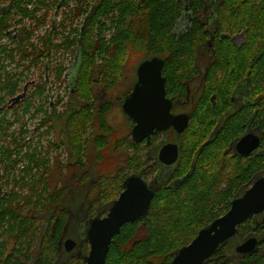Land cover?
I'll use <instances>...</instances> for the list:
<instances>
[{"label": "flooded vegetation", "instance_id": "flooded-vegetation-1", "mask_svg": "<svg viewBox=\"0 0 264 264\" xmlns=\"http://www.w3.org/2000/svg\"><path fill=\"white\" fill-rule=\"evenodd\" d=\"M100 1L101 0H95L91 3L87 0H0V19H7V24L9 25V28L0 35V48L2 47V41L6 40L7 43L9 41L16 42L14 40L18 38L20 42L23 40L26 44L29 42L33 44L37 51L34 52V50L27 47L26 50L24 49V51L20 53L10 50L2 52L0 50V122H5L8 119V123H5L4 127H12L13 124H15L16 114L20 111L22 113L23 110V114L25 113V116L28 115L29 118L34 117L39 112L43 113L44 116L41 120V126L45 127L46 134L54 131L55 126L53 120L62 121L61 131H63L66 118L73 111H80L82 107L101 111L104 113L105 118L109 115L111 110L117 109L120 113H123L121 106L124 99L128 97L132 91L136 81V69L134 74H130L129 79H124L126 83L125 90H123L121 94L115 95L113 100H110L109 96L113 95L112 90L118 82L108 84L99 83L100 81L98 80L101 72L97 67L92 71L94 75L93 86L91 87L93 94L91 95L92 99L86 100L79 97L76 78H78V68L81 58L76 49L72 51V57H75V53L78 54H76V58L71 62L65 73L66 68L62 57L65 50L64 43L66 41V36H64V33L61 31H58V28L61 26L60 14H63V10L68 8L69 11H72V20L77 22L78 19L81 18V22L77 25L79 27L73 30L75 33V36H73L74 39H71V41L74 40L78 45L80 43V35L86 30L87 24L90 23ZM72 3L76 5L70 7ZM172 8L174 11L178 12L172 20V38L175 40V43H181L182 41L187 42L188 47L185 52L175 51L172 55L174 62L178 64L177 72L180 74L179 77L175 78L176 84L175 89L172 91V96H167L165 87L166 78L163 77L161 71V76L165 80V97L172 103L170 113L173 116L181 114L188 116L186 130L191 122L193 111L201 104V101H203L204 106L206 105L205 107H207L209 102L214 106L219 97L216 92H223V97H225L224 104H218L219 110L210 111L208 120L220 124L234 119L236 122L242 123L240 128L242 129V133L236 140L230 142L231 144H228L225 152L230 153L232 157H241L243 159L242 162L250 158L255 161L256 157H260L261 171L254 176L252 183L244 190L245 192L257 178L264 177V101H262L264 97L257 94V91L264 90V0H172ZM31 14L32 17H30ZM37 19H41V24L37 26L38 30L41 26L45 27L47 19L51 21L50 26H48V28L46 27L42 34H37L36 36V38L41 37L46 40L44 41L46 44L40 43L39 46L31 42L32 34L30 37L22 36V39L15 30L19 28L18 25L16 27L10 26L11 23H16V21L20 23L23 21L24 24L27 22V26H30V24L34 23ZM76 29H78L77 32ZM14 30L16 34H14ZM67 37H69L70 40V36ZM58 38L62 39L61 42L60 39L56 42ZM162 56H166V54ZM153 57L161 59L164 67L165 60L163 58L160 56H152L148 59ZM55 59H57V61L53 62ZM6 62L12 67L13 72H4V64ZM141 62H139V64ZM21 64H25V66ZM40 65L42 66V71L39 70ZM32 69L36 70V78L26 82L27 84L21 82ZM258 74H261V76L258 77ZM64 78L67 79L68 84H61ZM54 83H56L57 89L62 88L68 89L69 91L67 100L64 104H61L62 101L59 98V94H56V102L51 99L52 96H50L49 92L52 90ZM176 85H181L183 87V96L180 95L182 93H176L178 92ZM31 89L33 90L32 92L29 91ZM41 95L44 96V98H41ZM33 96L41 98L42 103H40V106H33L35 101ZM20 106L24 107L18 109ZM57 107L62 108L61 112L56 111ZM259 114L262 123L257 122ZM123 116L127 122L128 131L124 135L120 134L119 136L121 138H126V143L127 140L132 141L131 145L128 146L127 152L128 150L132 152V154L128 152V155L132 158H134V156L138 157V160H136L138 161L137 171L134 172L135 164L132 168V173L125 176L122 175L116 180V188L119 192L113 201L109 204L103 203L102 207H99L98 213L100 211L101 213L97 216L100 218L107 215L113 202L123 191L125 180L130 176L139 175L142 181L149 186L153 192L161 186H167V188L178 187L180 185V179L183 177H175L174 174L175 168L178 166L181 159L180 146L182 144V139H180V137L185 130L181 135H178L172 126V128L164 132L151 135L149 141L144 139L139 143H135L131 138V122L125 115ZM216 126L215 128H217ZM214 132L215 129L210 135H213ZM13 134L14 132L11 131L12 143L9 137L10 146H8L7 154L12 152L9 150L11 145H13L11 148L15 152L14 145H16L17 142L16 136L12 137ZM247 135L259 138L260 142L248 156H244L236 151L235 145L242 137ZM22 145L27 146L26 143ZM48 145L57 148L54 142H49ZM168 145L176 146L177 149V157L172 165L164 164L159 157L160 150ZM0 149L4 150L2 148ZM27 151H29L28 148L24 151L26 155L23 157L28 156ZM8 160L10 161L9 156ZM75 160L76 164L74 167L79 168V171L82 173L80 172L74 175V185H84V183L81 184L80 179L86 172L89 176L87 177L88 179H86L87 181H85L89 183L92 182L98 170L96 168H94L93 172L87 170L88 163H84L83 166H81L76 158ZM13 163V165H15L16 161L14 160ZM48 163V161L45 163L44 160L40 159V164H33L32 161L29 160L30 166L28 168L26 167V172H22L23 176L19 178L20 181H14L7 191L2 189V184L4 183L5 185V182L1 180L4 176H0V198L2 201H9L11 203L18 201L19 197L15 195L13 189L14 187H20V185L28 189V194H32L33 182L31 173L33 169H37L40 166L43 167V171H45L44 169L48 170L49 167L46 166ZM10 164L12 163L7 162L2 164L1 162L0 169H9ZM53 167L59 168L58 163H55ZM53 167H51L46 174V178L44 179L45 182L42 181V186H46L45 184H53L57 181L51 179L49 176L53 171ZM89 183L85 185L89 186ZM8 184L10 185V182ZM112 186H114V184H112ZM65 196L66 195L62 196L60 199L61 205L64 202ZM45 198H48L47 193L45 196L35 200H43ZM45 201L46 200H43L42 202L45 203ZM77 203L78 201L71 207L69 205L67 206L70 212V219L66 228L63 230H57L54 226L58 219L54 218V209L46 203L42 206H35L37 209H34L32 203L29 202L27 206H21L22 211L14 204L12 207L20 213L22 212L21 214L24 217H28L32 220V224L29 229L26 228V230H29L28 233L16 241L15 232L12 234L7 233L9 223H3V227L0 228L1 262L6 260L9 261V263L10 261L14 263L16 259H18L19 264H36L39 260L42 244L50 232L51 238L55 239V264H70L74 256L81 255L83 245L85 242L87 243L86 230L84 234L82 231L84 229H82L80 224L83 225V222L89 219L88 213L90 212L91 205H88L89 202L79 205H77ZM82 209L85 210L82 211ZM103 211L105 212L103 213ZM95 215L90 219L96 217ZM262 215L263 214L250 217L256 224H254V230H249L250 234L243 235V232L239 230V227L242 226L248 220L247 219L237 228V234L226 243L218 246L215 252L202 264H239L242 257L252 254L260 255L264 258V229L255 230L263 221ZM74 217L75 220L73 222ZM142 219H137L135 221ZM78 221L79 225L76 224ZM69 226H71V230H67ZM77 226H80L79 230L76 229ZM22 230H25V228ZM34 233H37V238L35 236L37 243L36 241L34 242L35 246L32 244L33 239L31 240ZM251 238L256 240L254 250L251 253H239L236 248ZM68 240L75 243L71 250L65 248V242ZM3 245L4 249H2ZM32 245L35 251L31 250ZM18 250H20V253L16 254L15 252ZM178 250L173 254L169 264H171ZM86 256L84 257V261ZM25 257L28 260L25 261ZM6 261L3 264H6Z\"/></svg>", "mask_w": 264, "mask_h": 264}, {"label": "trees", "instance_id": "trees-1", "mask_svg": "<svg viewBox=\"0 0 264 264\" xmlns=\"http://www.w3.org/2000/svg\"><path fill=\"white\" fill-rule=\"evenodd\" d=\"M177 13L172 8V0H101L86 30L80 35V43L77 45L74 40L67 42V39L64 43L65 50L73 45L72 51L76 49L80 54L81 62L76 78L79 97L92 99L94 79L91 73L96 67L94 65H97L96 59L103 62L104 69L102 70V66L99 68L102 83L108 84L119 82L128 71L129 75L134 74L139 62L152 56H160L165 60L162 75L166 78L167 96H172L175 78L180 76L177 72L178 64L174 62L172 55L175 51L185 52L188 47L187 42L175 43L172 38V20ZM8 28L7 19H0V35ZM105 31L111 32L110 36L105 37ZM163 54L166 56H162ZM176 88V93H182L180 95L183 96V87L176 85ZM216 93L219 97L215 105L212 106L209 102L205 107L201 101L192 112L188 128L180 137L181 159L174 174L175 177L183 176L180 185L156 189L146 217L125 224L114 237L105 264H169L175 251L189 244L201 229L224 214L231 201L241 195L252 183L254 176L260 173V157H256L255 161L250 158L242 162L241 157H232L225 152L228 144L242 133V123L234 119L220 124L208 120L209 112L219 110L218 104L225 102L223 92ZM257 94L264 97V90L257 91ZM104 118L103 112L82 107L78 112L73 111L65 120L69 130L68 146L80 151V143H84L86 151L88 148L93 149L84 153V163L95 158H105L92 182H86L89 176L87 172L80 179L81 184L89 183V186L85 185L86 194L97 189L94 196H82L77 203L89 202L88 205H91L90 212H87L89 219L83 223L93 215L100 214L99 207L103 203L109 204L116 197L119 191L116 186H111L116 184L117 178L109 171L106 158L108 161L111 157L114 158L115 148L127 147L132 143L129 140L126 143V138L119 137L120 134H112L114 132L107 126ZM257 118V122L262 123L260 114ZM87 127H92L95 131L97 129L99 134L93 133L87 141L80 140ZM214 129V134L210 135ZM76 143L80 146H76ZM134 160H138V157L134 156ZM84 163L81 162L80 165L83 166ZM137 164L138 161L134 172L137 171ZM71 179L73 183L74 176ZM45 185L42 193L48 195L44 199L45 203L54 209V218L58 219L54 226L57 230H63L70 219L67 206L75 204L76 200L72 198L71 190L68 191L65 187ZM34 189L32 186V192ZM64 195H67V200L61 205L60 199ZM262 217V223L255 230L264 229V213ZM5 222L9 223L7 233H16V241L28 233L26 228L29 229L32 224V220L14 209L11 202H4L0 198V228ZM254 224V220L250 218L239 230L243 235H248L249 230H254ZM50 235L49 232L42 244L36 264H55V239ZM88 250L85 242L81 255L74 256L70 264H84ZM15 253L19 254L20 250ZM26 260L28 259L25 257ZM5 261L1 262L0 256V264ZM6 264H19V260L16 259L14 263L6 261ZM239 264H264V258L255 254L247 255L241 258Z\"/></svg>", "mask_w": 264, "mask_h": 264}, {"label": "water", "instance_id": "water-1", "mask_svg": "<svg viewBox=\"0 0 264 264\" xmlns=\"http://www.w3.org/2000/svg\"><path fill=\"white\" fill-rule=\"evenodd\" d=\"M163 61L153 57L141 62L136 68V81L132 91L122 103L121 110L131 122V138L135 143L151 135L174 127L181 135L188 123V116H173L172 103L165 97V80L161 76ZM259 138L252 135L242 137L235 145L239 154L248 156L258 145ZM160 159L166 165H172L177 157L176 146L168 145L160 150ZM165 157V159H164ZM154 192L139 175L130 176L124 182V189L113 202L109 212L103 218L96 216L87 221L86 241L89 252L85 264H105L112 238L120 228L129 222L146 216ZM264 212V177L257 178L241 196L234 198L229 210L201 229L197 236L177 251L171 264H202L215 252L218 246L232 239L237 228L252 216ZM75 243L65 242V248L71 250ZM256 245L254 238L236 248L241 254L251 253Z\"/></svg>", "mask_w": 264, "mask_h": 264}, {"label": "rangeland", "instance_id": "rangeland-1", "mask_svg": "<svg viewBox=\"0 0 264 264\" xmlns=\"http://www.w3.org/2000/svg\"><path fill=\"white\" fill-rule=\"evenodd\" d=\"M91 3H93L95 0H87ZM76 4L72 3L70 5V7H74ZM63 14H60L61 16V26L58 28V31H61L62 33H64V36H66L65 38L67 39V42L71 41V39L73 38V36H75V33L73 32V30H75V28L79 27L77 25H79V23L81 22V18L78 19V21L76 22L75 20H72V11H69L68 8L63 10ZM58 19V18H57ZM80 20V21H79ZM46 25L45 27H40L39 30L37 29V26H39V24H41V19H37L34 23H31L30 26H27V22L22 21L21 23L19 21H16V23H11L10 26L12 27H16L18 25V29H15L18 33L19 36H21V38L23 39V37H30V35L32 34V38H31V42H33L35 45L39 46L40 43L42 44H46L44 41H46L44 38H36L37 34H42L45 30V28L48 26H50V22L48 21V19L46 20ZM36 23V24H35ZM108 26V25H107ZM11 27V28H12ZM14 30V34H16V31ZM38 30V31H37ZM78 29H76L77 32ZM35 31H37L36 33H34ZM111 32H107L105 31L104 36H110ZM23 36V37H22ZM70 36V40L69 37ZM16 39V38H15ZM60 39L61 42V38H58L56 40V42ZM74 39V38H73ZM16 42H12L9 41L7 43L6 40L2 41V47L0 48V50L2 52H6L8 50L10 51H17V52H23L24 49L26 50L27 48H31L32 50H34V52L36 51V47L33 44H30V42L28 44H26L23 40L20 42L18 41V38L16 40H14ZM1 44V43H0ZM5 46V47H4ZM53 46V45H52ZM66 48V47H65ZM64 48V49H65ZM72 47L69 50H64V54H63V61H64V66L66 68L65 73L67 72L68 67L70 66L71 62L76 58V54L75 53V57H72ZM54 49V48H53ZM52 50V48H51ZM55 50V49H54ZM2 55V54H1ZM78 57V56H77ZM1 60V59H0ZM79 60V59H78ZM57 61V59H55L53 62ZM45 63V62H44ZM95 63L97 65L96 66L98 69L101 68V66L103 67L102 70L104 69L103 66V62L101 59H96ZM22 66H25V64H21ZM42 65V64H41ZM40 65L39 70L42 71V66ZM4 72H13V69L10 65H8V63L6 62L4 64ZM94 67V68H96ZM64 73L65 77L66 74ZM102 73V72H101ZM92 74V73H91ZM131 74V73H130ZM93 75V74H92ZM37 74H36V70H31L28 74H26L24 80L22 79L21 82H28L31 80H34V78H36ZM94 76V75H93ZM123 78L116 84V86L114 87V89L112 90L113 95L109 96L110 100H113V97H115V95H119L121 94V92L123 90H125L126 88V83L124 81V79L126 78H130L129 75V71L127 73H125V75L122 76ZM102 76L100 74V78L98 81H100L99 83H102ZM24 83V84H25ZM27 84V83H26ZM61 84H68L67 83V79L64 78V81H62ZM128 84V83H127ZM29 91H33L32 89ZM68 89H62L59 88L57 89L56 87V83H54V86L52 87V90L49 92L51 99L56 102V94H59V98L61 99V104H64V102H66L67 97H68ZM34 97V105H38L40 106V103H42L41 98H44V96L41 95V98L37 97V96H33ZM24 106H20L19 108H23ZM62 108L61 107H57L56 111L61 112ZM24 110L20 112H18L16 114V119H15V124H13L12 127L6 126L4 127L5 123H8V119L4 122H0V148L4 149L1 150L0 149V163H7V162H11L12 164L9 165V169L7 170H3V168L0 169V176H4V178H2L1 180L3 182H5L2 184V189L4 190H9L10 186H12L14 181L19 182L20 181V177L23 176L22 172H26V167L28 168L29 165V160L32 161L33 164H40V159L44 160V162L46 163L47 161L49 162L46 166L49 167V169L51 167L54 166L55 163H58L59 168L53 167V171L52 173L49 175L51 179L53 180H57L55 181L53 184H51L52 186H56V188H62L65 187L66 189H68V191L71 190L72 192V198L76 201L79 202V199L82 198V196H84V198L86 197V195H88L89 197H92L95 195L97 189L95 188L94 191H90V193L86 194V188L85 186L82 185H74V183H72V176L79 174L81 171H79V168L74 167L76 164V160L72 154H74L77 158L79 163L83 162L84 163V159H85V152H87L88 150H93L92 148L86 151V148L83 147L85 146L84 143H80V144L76 143L79 148L80 151L77 150L76 148H72L70 146H68L67 144V138L69 135V130L68 127L65 125V128L63 131H61L62 128V121L61 120H53V124L55 126L54 131L52 133L46 134L45 133V127L41 126V120L43 119V113H38L36 114L34 117L29 118L28 115L25 116V113L23 114ZM21 113V114H20ZM120 113L119 110H111L109 115L104 118V120L106 121L108 127L111 129L112 134H121L124 135L128 130H127V122L124 119V114ZM8 117V115H7ZM86 122V120H85ZM87 124V122H86ZM12 125V124H11ZM11 131L14 132L12 137L16 136V145L15 146V152L12 150V146L9 148V150H11L12 152L9 154H7L8 151V146H10L9 143V137L11 138ZM71 132L73 130H70ZM93 133H97L99 134L98 130L93 129L92 127H87L85 131L82 132L81 134V139L87 141V139L90 138V136ZM67 136V138H66ZM80 137V136H79ZM78 137V138H79ZM120 137V136H119ZM119 137L117 139H119ZM37 144H36V143ZM49 142H54L57 145V148H55L54 146L51 147L49 146ZM11 143H12V138H11ZM23 143H26L27 146L22 145ZM66 144V145H65ZM83 147V149H82ZM29 149V151H27V157H23L25 154V150ZM99 147H98V151H99ZM105 149V148H103ZM128 146H119L118 148L114 149V158L111 157L110 160L107 161V165L110 168L109 171H111L113 173V176H115L117 179L119 177H121L122 175H128L130 173H132L133 171V166L137 163L136 160H134V158L130 157L128 155V152L130 154H132V152L130 150H128ZM8 156L10 158V161L8 160ZM93 156H91L92 158ZM105 159V158H102ZM102 159H97L95 158V160H89L87 163L88 167L87 170H91L93 172L94 168H96L97 170L100 169V164L103 163ZM16 161L15 165H13V161ZM101 160V162H100ZM49 169L45 171H43V167H38L37 169H33V172L31 173L32 175V186L35 188L34 192H32V194H28L29 191L28 189H26L25 187L21 186L20 187H14L13 192L15 193V195H17L18 201L16 202H12V206L17 205V208L22 211L21 206L25 205L27 206L29 204V202L32 203V206L35 208V206H42L45 203L42 202L43 200H35V199H39L42 196H45V194L43 195V187L42 186V181H44V179L46 178V174L49 172ZM95 169V171H96ZM28 172V171H27ZM82 173V172H81ZM28 178V176H27ZM16 179V180H15ZM10 182V185L8 184ZM63 182V184H62ZM86 183H84L85 185ZM76 186V187H75ZM114 186H116V184H114ZM112 186V187H114ZM90 188V187H89ZM67 191V190H66ZM67 196V195H66ZM66 196H65V200L66 201ZM46 199V198H45ZM9 202V201H8ZM70 207L72 205H69ZM71 209V208H70ZM85 209H82V211ZM44 212V210H43ZM105 211H103L104 213ZM22 213V212H21ZM49 214V213H48ZM99 215V214H98ZM75 220V217L73 219V222ZM83 222V221H82ZM77 225H79V221L76 223ZM80 226H82V230L83 233L85 234V230H86V226H87V222L84 223L83 225L80 224ZM80 226H77L76 229L79 230ZM67 230H71V226H69V228ZM37 233H34L31 240L32 244H34V242L36 241L37 243ZM81 238V237H80ZM35 246V244H34ZM32 245V251H35V248ZM71 260V259H70Z\"/></svg>", "mask_w": 264, "mask_h": 264}]
</instances>
